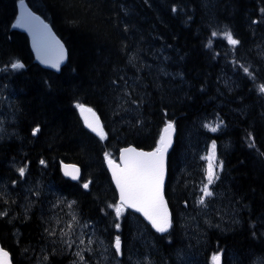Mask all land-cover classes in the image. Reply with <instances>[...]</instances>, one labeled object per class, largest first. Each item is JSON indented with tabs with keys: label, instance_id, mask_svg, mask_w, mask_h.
<instances>
[{
	"label": "trees",
	"instance_id": "obj_1",
	"mask_svg": "<svg viewBox=\"0 0 264 264\" xmlns=\"http://www.w3.org/2000/svg\"><path fill=\"white\" fill-rule=\"evenodd\" d=\"M20 1L0 0V84L12 102L4 120L11 137L0 140V210L7 212L0 239L14 263L73 264L45 231L61 196L111 248L119 218L109 207L117 195L105 154L130 144L156 148L173 121L167 197L174 227L161 236L139 217L125 218L124 264H213L214 254L221 264H264V0H27L68 48L59 71L35 61L16 26ZM225 30L238 46L211 36ZM15 62L24 68L11 69ZM77 103L99 113L106 139L86 128ZM218 121L217 132L204 127ZM213 141L223 171L200 213L194 194ZM63 162L81 166L79 182L62 175ZM25 165L26 182L16 171ZM107 251L94 264H115V251Z\"/></svg>",
	"mask_w": 264,
	"mask_h": 264
},
{
	"label": "snow or ice",
	"instance_id": "obj_2",
	"mask_svg": "<svg viewBox=\"0 0 264 264\" xmlns=\"http://www.w3.org/2000/svg\"><path fill=\"white\" fill-rule=\"evenodd\" d=\"M175 10V9H173ZM33 19H38L33 17ZM17 27H24L25 22L23 16L21 20L17 21ZM47 28L46 25H44ZM222 35L224 39L227 40L229 45L233 48L240 44V41L233 37L230 30H225L222 34L213 31L211 33L212 37ZM35 39V32H34ZM58 52L55 57L49 55L50 49H46L43 54H41V49L38 46L37 52L40 54V58L45 64H51L52 67L59 69L60 64L65 59V53L63 45L56 42ZM237 63L234 61V64ZM11 69L19 70L24 68V65L19 62L11 63ZM243 72L253 80L255 79L254 73L250 71V66L240 65ZM258 91L264 94V84L259 85ZM136 103V101H132ZM76 108L79 109L81 115L84 117L85 125L94 133H96L101 140L107 138L106 133L103 130L100 119L92 108L86 107L83 104L77 103ZM91 117V118H89ZM222 121H218L215 125L205 124L206 127L211 132H217L220 128ZM40 129L37 127L33 130V135L38 133ZM175 132V124L173 121H168L162 130V134L159 136V143L154 151L144 152L137 151L135 148H126L120 155V159L123 166L117 164L111 158L105 154L108 160V166L112 171V178L115 182L117 189L119 190V200L118 203L114 205H109L110 208L114 209L115 217L120 218L128 209H133L136 212L142 213L143 216L151 223L152 227L155 228L157 232L167 233L172 227L171 214L168 209L167 201L164 198V183L166 174V155L168 149L172 145V138ZM252 146V145H250ZM217 145L215 141L211 144V149L208 155L202 157L203 160L207 162V166L204 169L205 179L201 182L202 186L199 188L200 195L196 198V204L207 207V201L209 198L215 196V192L212 186L220 179V172L223 171V161H218L216 157ZM46 162L40 160V164L44 165ZM20 178H24L27 173V165L21 166L16 169ZM80 170L73 166L71 171L67 170L65 166V175L70 176L73 180L79 179ZM15 183V182H14ZM83 188L87 189L89 183H84ZM39 195V192L36 193ZM75 201L71 202L68 207H71ZM7 215V212H0V216ZM73 222L78 223L75 217H73ZM115 228L119 229L120 224L116 223ZM84 228L89 227L88 224L83 225ZM49 236H55L57 233L55 230L45 229ZM74 234L73 224L68 225L67 231H61V237L70 236ZM79 243L85 245L84 249L76 251L74 255L77 260L73 261V264H89L88 260L84 255V251L89 253L93 252L91 247L96 241L92 240L90 237L85 244L84 233L81 232L78 237ZM64 243L71 248L76 240H64ZM103 244V241H100ZM112 247L115 249V254L118 256L123 255L122 241L119 235L115 237ZM106 251V249H105ZM222 254H214L212 256L213 264H221ZM48 257L45 256L44 260ZM0 264H11L9 259V253L3 248H0ZM99 264V262H97Z\"/></svg>",
	"mask_w": 264,
	"mask_h": 264
},
{
	"label": "rangeland",
	"instance_id": "obj_3",
	"mask_svg": "<svg viewBox=\"0 0 264 264\" xmlns=\"http://www.w3.org/2000/svg\"><path fill=\"white\" fill-rule=\"evenodd\" d=\"M2 85H5L4 83L0 84V140H7L9 137H11L8 133H6L5 130V124L3 123L5 118H10L11 112H12V102L10 100L11 98V93H7L5 94L4 92L1 91L2 89ZM4 128V129H3ZM211 149V146H210ZM210 152V151H209ZM218 153L216 154L217 157ZM28 177L25 178V182L27 181ZM202 186V185H201ZM42 189H47L49 188L48 186H46V184L39 186ZM213 187V186H212ZM53 195L55 196V198L57 197V193L52 191ZM197 194V195H196ZM194 195H196V198L200 195V192L195 193ZM195 198V201H196ZM61 204L57 205L58 207H56L55 212L51 213V217L53 219L52 221V230L56 231V235L54 236L60 243H62V245L64 246V249L67 250L69 253L74 254L76 251H79L81 249L85 248V245H81L79 243L78 237L80 235L81 232L84 233V239H85V244H87V240L90 237L92 240L96 241L94 244L91 245V247L93 248V252L89 253L88 251H84V255L86 257V259L88 258V262L89 264H93L92 263V259H96L98 258V250H97V246H101L102 244L100 243V241H102L101 239H99L97 237V232L95 230H93V225L94 224H89V227L84 228L83 225L86 224V221L83 223L81 221V218L79 217V215L77 214V212L73 209V207H68V205L71 203V200L66 199L64 196H61L60 199ZM208 202V201H207ZM206 208L200 205H197L195 202V211L200 213L202 211H204ZM211 214H213L211 212ZM73 217H75L76 221H78V223H74L73 222ZM69 224H73L74 227V234L70 235V236H65V237H61L60 233L61 231H67L68 230V225ZM217 225V223H213V225L211 226L212 228L216 229L215 226ZM223 228V227H222ZM217 231V230H216ZM225 230L221 229V231H218L219 236H223L222 234ZM76 240V243L72 245L71 248H68V246L64 243V240ZM47 251V250H45ZM48 252V251H47ZM75 256V255H74ZM107 257V256H106ZM75 259L77 260V257L75 256ZM183 260V259H182ZM32 264H46V262H41V261H36V263H32Z\"/></svg>",
	"mask_w": 264,
	"mask_h": 264
},
{
	"label": "water",
	"instance_id": "obj_4",
	"mask_svg": "<svg viewBox=\"0 0 264 264\" xmlns=\"http://www.w3.org/2000/svg\"><path fill=\"white\" fill-rule=\"evenodd\" d=\"M21 13H22L21 14V18L23 16V19H24V22H25V26L23 27V29L28 33V35L30 37L31 47H32L33 52H34V54L36 56L37 62L41 63L45 67H50V68H53V69H57V68L52 67L50 63L49 64H45L42 61V59L40 58V54H38V52H37V47L38 46L40 47L41 54H43L46 49H50L49 55H51L52 57H55L56 54H57V52H58V48H57V44H56V42L58 41L59 44L63 45V49H64V53H65V59L63 60V62L61 64L65 63L67 61V58H68L67 48H66L64 42L55 33V31L53 30V28L46 21H44L40 16H38L37 14H35L28 7V5L26 4V2H24V1L21 3ZM33 17L38 18V19H33ZM44 25H46L47 28H45ZM34 32H35V39H34ZM89 118H91V117H89ZM100 122H101V125L103 126V123H102V120L101 119H100ZM174 137H175V132H174L173 138H172V145L168 149V152H167V155H166V174H165V183H164V198L167 201L168 209H169V212L171 214V220H172V212H171V208L169 206L168 200L166 198L165 188H166V183H167V178H168V159H169V155H170V153L172 151V148L174 146V143H175ZM126 148H135L137 151L151 152V151H145L143 149H138L135 146H129V147H126ZM126 148H123L121 150V153ZM121 153H120V155H121ZM120 162L122 164L121 166H123V163H122L121 159H120ZM116 163L119 164L118 162H116ZM65 166H67V170L68 171H71L72 168H73V166H75L76 168H78L80 170V172H79V178L81 177V168L79 166H76V165H73V164H64L62 166L63 174L65 173ZM107 166H108V163H107ZM108 169H109V171H110V173L112 175V171L109 168V166H108ZM67 177L70 178V179H72L70 176H67ZM74 181H77V180H74ZM113 182H114V180H113ZM114 184H115V182H114ZM117 191L119 193V190L118 189H117ZM133 211H135V210H133ZM137 213H139V212H137ZM139 214H141L143 216L142 213H139ZM145 220L148 223H150L146 218H145ZM0 248H3L1 242H0ZM5 251H7V250H5ZM7 252L9 253V251H7ZM9 259L11 260V264H13L12 256H11L10 253H9Z\"/></svg>",
	"mask_w": 264,
	"mask_h": 264
}]
</instances>
